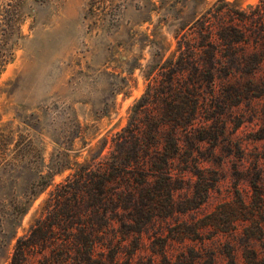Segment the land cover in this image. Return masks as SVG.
Listing matches in <instances>:
<instances>
[{
  "label": "rangeland",
  "instance_id": "rangeland-1",
  "mask_svg": "<svg viewBox=\"0 0 264 264\" xmlns=\"http://www.w3.org/2000/svg\"><path fill=\"white\" fill-rule=\"evenodd\" d=\"M215 1L0 0V264L10 263L55 185L109 154L149 82L166 94L192 87L186 77L170 86L167 68L183 36L203 43L194 23ZM226 1L242 10L259 3ZM241 48L261 57L264 41ZM199 83L193 128L163 126L192 165L175 184L174 213L155 229L168 235L240 198L261 207V231L249 238L250 220L204 228L195 240H170L167 260L151 256L153 236L144 235L132 264H264V58L251 73L215 79L211 95ZM200 175L209 182L197 187Z\"/></svg>",
  "mask_w": 264,
  "mask_h": 264
},
{
  "label": "trees",
  "instance_id": "trees-1",
  "mask_svg": "<svg viewBox=\"0 0 264 264\" xmlns=\"http://www.w3.org/2000/svg\"><path fill=\"white\" fill-rule=\"evenodd\" d=\"M194 24L203 43L196 45L183 36L180 53L167 68L170 86L178 87L186 77L192 87L166 94L159 84L149 82L129 123L112 137L109 154L97 167L82 164L55 185L28 232L17 239L9 264H132L144 235L153 236L151 256L167 260L170 240H195L204 228L228 231L237 220L254 224L255 232L246 229L249 238L259 235L255 216L261 207L240 198L219 203L183 227H170L168 235L155 229L159 219L174 213L175 184L192 165L191 154L182 150L175 132L163 133V126L193 128L201 104L193 87L200 80L208 83L211 95L215 79L251 73L264 58L241 48L264 41V0L248 10L216 0ZM206 180L200 175L197 187Z\"/></svg>",
  "mask_w": 264,
  "mask_h": 264
}]
</instances>
